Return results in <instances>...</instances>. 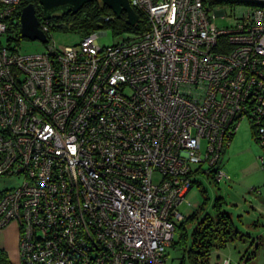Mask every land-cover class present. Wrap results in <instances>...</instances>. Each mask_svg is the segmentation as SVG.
<instances>
[{
	"label": "built area",
	"instance_id": "built-area-1",
	"mask_svg": "<svg viewBox=\"0 0 264 264\" xmlns=\"http://www.w3.org/2000/svg\"><path fill=\"white\" fill-rule=\"evenodd\" d=\"M21 2L0 0V177L23 179L0 227L18 225L19 264H167L195 176L226 177L242 119L264 171V7L219 28L218 0H130L147 29L28 54L2 42Z\"/></svg>",
	"mask_w": 264,
	"mask_h": 264
},
{
	"label": "rangeland",
	"instance_id": "rangeland-1",
	"mask_svg": "<svg viewBox=\"0 0 264 264\" xmlns=\"http://www.w3.org/2000/svg\"><path fill=\"white\" fill-rule=\"evenodd\" d=\"M254 6L239 0L218 1L213 5V9H221L226 15L216 16L214 22L219 28L230 27L236 23L237 16L243 10ZM101 31L107 32L106 35L99 37L101 45H112L131 35V33L114 35L110 29ZM11 37H14V34L8 32L2 42L6 44ZM82 38L77 33L55 31L51 43H55L60 49L78 44ZM10 42L28 54L43 52L47 48V45L39 40L28 38L20 41L12 39ZM261 154L262 150L252 136L249 121L242 119L222 156L221 165L226 177L218 183L211 174L199 172L195 176L197 183L188 193L187 201L180 206L185 216L196 211L201 218L206 214L214 217L219 210L228 211L236 228L245 234L244 238H234L223 246L219 243L213 245L208 264H227V260L228 264H264V201L258 199L243 181L251 173L262 170ZM208 168V164H204L203 170ZM22 180L21 177H0V193L18 186ZM218 199H221L219 206L216 204ZM2 229L4 228L0 227V243L8 240L3 237L5 230ZM190 244L191 241L187 240V245ZM167 256V264H192L187 248L180 244L171 247ZM10 258L14 264H19L18 255L11 253Z\"/></svg>",
	"mask_w": 264,
	"mask_h": 264
},
{
	"label": "trees",
	"instance_id": "trees-1",
	"mask_svg": "<svg viewBox=\"0 0 264 264\" xmlns=\"http://www.w3.org/2000/svg\"><path fill=\"white\" fill-rule=\"evenodd\" d=\"M239 1L264 7V1ZM29 3H34L36 7L40 27H49L47 35L50 38L55 31L77 33L84 37L102 29H110L114 35L139 33L147 29L144 16L137 9L135 10L139 14L140 20L136 25L131 26L126 22V12H123L118 17L112 9L98 0L86 3L77 13H57L53 14L50 18L46 16L39 0H22L15 17L9 23L8 32L14 34V37H11L9 41L12 39L20 41L24 38L21 35L20 15L23 7ZM250 126L252 136L257 143V126L253 125V123H250ZM235 133L230 138V141L235 136ZM196 183L197 181L195 180L194 186ZM220 200H217V206L220 205ZM177 233L178 238L173 241L171 247L177 246L178 244L186 247L192 264H208L210 249L213 245L219 243L220 246H223L229 240L245 237V234L241 233L234 225L230 213L224 210H219L214 217L206 214L203 218L199 217L196 211H193L177 224ZM187 240L191 241L190 245H187ZM0 264H12L7 252L3 249H0Z\"/></svg>",
	"mask_w": 264,
	"mask_h": 264
},
{
	"label": "water",
	"instance_id": "water-1",
	"mask_svg": "<svg viewBox=\"0 0 264 264\" xmlns=\"http://www.w3.org/2000/svg\"><path fill=\"white\" fill-rule=\"evenodd\" d=\"M96 0H39L40 5L48 18L53 14H68L77 13L86 3ZM103 2L107 7L119 17L123 12L127 13L126 22L128 25L134 26L139 20L140 16L131 5L130 0H98ZM226 1V0H218ZM231 1V0H227ZM248 1V0H245ZM254 1V0H253ZM21 35L24 38L31 40H39L43 44L48 42L47 34L41 29L40 21L36 14V7L34 3L25 5L20 15Z\"/></svg>",
	"mask_w": 264,
	"mask_h": 264
},
{
	"label": "crops",
	"instance_id": "crops-1",
	"mask_svg": "<svg viewBox=\"0 0 264 264\" xmlns=\"http://www.w3.org/2000/svg\"><path fill=\"white\" fill-rule=\"evenodd\" d=\"M243 181L249 189L253 190V192L256 194L258 199L264 201V171L263 170H258L255 173H251ZM3 228L4 229L2 230H5L3 231L4 232L3 237L5 239L8 238V240L0 243V249H3L7 252L10 262L14 264L10 256L11 253L14 255H18V260H19V234H20L19 227L17 224L12 223L7 227H3ZM168 251H167V255H168Z\"/></svg>",
	"mask_w": 264,
	"mask_h": 264
},
{
	"label": "bare ground",
	"instance_id": "bare-ground-1",
	"mask_svg": "<svg viewBox=\"0 0 264 264\" xmlns=\"http://www.w3.org/2000/svg\"><path fill=\"white\" fill-rule=\"evenodd\" d=\"M176 235H177V231H176V234H175V239H176ZM175 239H174V240H175Z\"/></svg>",
	"mask_w": 264,
	"mask_h": 264
}]
</instances>
